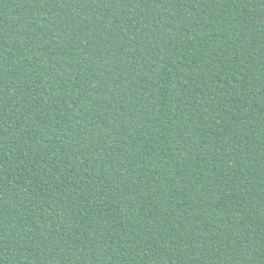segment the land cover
<instances>
[{
	"label": "trees",
	"instance_id": "obj_1",
	"mask_svg": "<svg viewBox=\"0 0 264 264\" xmlns=\"http://www.w3.org/2000/svg\"><path fill=\"white\" fill-rule=\"evenodd\" d=\"M0 264H264V0H0Z\"/></svg>",
	"mask_w": 264,
	"mask_h": 264
}]
</instances>
